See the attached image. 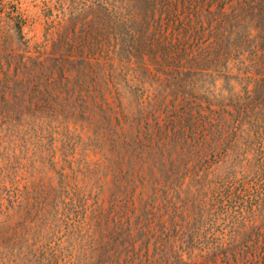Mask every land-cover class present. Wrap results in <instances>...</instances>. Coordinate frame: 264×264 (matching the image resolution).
Returning a JSON list of instances; mask_svg holds the SVG:
<instances>
[{"label": "trees", "instance_id": "1", "mask_svg": "<svg viewBox=\"0 0 264 264\" xmlns=\"http://www.w3.org/2000/svg\"><path fill=\"white\" fill-rule=\"evenodd\" d=\"M59 3L0 53V264H264V0Z\"/></svg>", "mask_w": 264, "mask_h": 264}, {"label": "rangeland", "instance_id": "2", "mask_svg": "<svg viewBox=\"0 0 264 264\" xmlns=\"http://www.w3.org/2000/svg\"><path fill=\"white\" fill-rule=\"evenodd\" d=\"M59 14V0H0V53L23 50L14 33L17 24L33 47L44 40L47 25L56 22Z\"/></svg>", "mask_w": 264, "mask_h": 264}]
</instances>
